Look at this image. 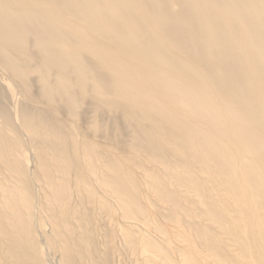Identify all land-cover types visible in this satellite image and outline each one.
<instances>
[{"label": "bare ground", "instance_id": "obj_1", "mask_svg": "<svg viewBox=\"0 0 264 264\" xmlns=\"http://www.w3.org/2000/svg\"><path fill=\"white\" fill-rule=\"evenodd\" d=\"M91 203L142 264H264V0H0V264H91Z\"/></svg>", "mask_w": 264, "mask_h": 264}, {"label": "rangeland", "instance_id": "obj_2", "mask_svg": "<svg viewBox=\"0 0 264 264\" xmlns=\"http://www.w3.org/2000/svg\"><path fill=\"white\" fill-rule=\"evenodd\" d=\"M87 105L89 108L91 107L90 102H88ZM111 128H113V127H111ZM107 131H109V130H107ZM107 134H114V133L110 132ZM128 136L129 135H127L126 137L123 136V138H127ZM101 140H103V138L99 139V141H101ZM105 141H106V139L104 140V142ZM118 147H121L120 150L123 149V151H126V146L124 144L121 143L120 146H118ZM128 159H129L130 163H132V164H129V167H131L132 170L135 168L133 171L137 174L138 178L143 180V181L145 179H148L147 176H150L149 174L148 175L146 174V172L148 171L147 170L148 166L145 163L144 164H142V163L138 164L137 163V165H136L134 162H132V160L130 158H128ZM95 205L96 204H93V203L88 205V207L90 208L89 215L86 214V216H85V218L87 219L86 222H88L87 225L91 228V234H90L91 239H90V241H91L92 246H91V248L86 249V252H88V253L93 252L94 253V257L91 260V264H102V261H104L105 259H107L106 264H137V263L142 264V263H140L141 262L140 259L138 257H136V255H134L135 250H133L131 248L132 246L130 244H126L122 241H119V239L117 237H115V235H116L115 230H117L118 227L121 225V221H119L114 216L112 217L108 213L106 214L105 212L99 210L98 207ZM163 206H160L161 208L157 207L158 209L157 208L155 209L156 211H155V213H153V214H155L154 215L155 218L163 217L164 214L165 215L167 214V211H166V209L165 210L163 209ZM192 206H194V204H192ZM95 210H96V212H94ZM195 211L197 213H199L198 210L195 209ZM99 212H100V214H99ZM232 213H234V212H232ZM182 218H185V217H183V215H182ZM201 218H202V216H201ZM200 220L202 221V219H200V218L194 220L193 221L194 223H192V225L194 224V225L198 226L199 223L203 224V222H200ZM190 222H192V221H190ZM189 224L190 223H187L186 221L184 222L180 218V221H178L177 226H180V228L184 229L185 231L188 230V232L186 231L187 234H191V232H193L194 229L192 228L190 230ZM211 229H212V232L214 234L218 233V231L215 232V230L213 228H211ZM100 233H101V235H100ZM224 233H225V231H224ZM224 235H226V234H224ZM114 237H115V239H114ZM225 237H227V236H225ZM86 241H87V239L85 240V242ZM194 241H196L195 237H194ZM121 242H122V244H121ZM229 245H231V243H229L228 245H226V243H225V246H226L225 248L227 250L225 249L222 252V254L219 253L217 255V257H219V259H222V261L224 263H227V264H231L233 262V260H231V259H232V255L234 254L233 250H232L233 246L231 247ZM96 246H97V248H96ZM207 247H209V245H207L203 240L198 245L197 250H200V252L202 251V254L205 257H206V254L212 255ZM129 248H131V249H129ZM198 261L196 262V264H208V262H206V260H204L203 258H201V261H199V262Z\"/></svg>", "mask_w": 264, "mask_h": 264}]
</instances>
